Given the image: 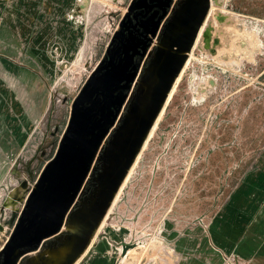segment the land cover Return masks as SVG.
Masks as SVG:
<instances>
[{
    "label": "rangeland",
    "instance_id": "1",
    "mask_svg": "<svg viewBox=\"0 0 264 264\" xmlns=\"http://www.w3.org/2000/svg\"><path fill=\"white\" fill-rule=\"evenodd\" d=\"M90 1L0 0V194L53 150L131 0ZM214 12L75 264H264V0Z\"/></svg>",
    "mask_w": 264,
    "mask_h": 264
},
{
    "label": "water",
    "instance_id": "2",
    "mask_svg": "<svg viewBox=\"0 0 264 264\" xmlns=\"http://www.w3.org/2000/svg\"><path fill=\"white\" fill-rule=\"evenodd\" d=\"M162 1H130L103 58L71 103L54 154L36 179L29 167L32 185L19 173L20 183L4 196L0 264H75L85 254L196 46L212 4L229 6L231 0H178L173 8V0ZM153 7L159 9L151 20L136 28L133 18ZM202 37L209 46L211 27ZM60 250L65 253L56 260L52 252Z\"/></svg>",
    "mask_w": 264,
    "mask_h": 264
},
{
    "label": "crops",
    "instance_id": "3",
    "mask_svg": "<svg viewBox=\"0 0 264 264\" xmlns=\"http://www.w3.org/2000/svg\"><path fill=\"white\" fill-rule=\"evenodd\" d=\"M67 120H68V117L66 118V122H65V125H64V128L62 129V130H64L65 129V126H66V123H67ZM61 125L59 124L58 126H57V128L56 129H58V130H60L61 129V127H60ZM54 131V130H53ZM35 133V128L33 127V129H32V131H31V133H29V137H33L35 140H38V141H35V144L37 145L36 147H42V142L44 143V140H45V137H46V134H45V132H43V133H39V132H37L36 134H34ZM47 134H50L52 137H55L56 136V138H57V136H58V134H56V135H54V132H52V131H50V132H48L47 131ZM58 140V142H59V138H57ZM58 142H57V144H54V146H53V150H52V148H51V146H50V149H49V151H47V154L45 155L44 154V160H43V162H41V163H39V165L38 166H32V170H33V173H31V174H33L32 176H34V174L36 175L35 176V178L37 177V175L41 172V170H42V168H43V166H44V164L47 162V160L54 154V152H55V150H56V147H57V145H58ZM38 149V148H37ZM52 150V151H51ZM51 151V152H50ZM42 154H43V152H42ZM8 169V168H7ZM4 170H6V169H3V168H1L0 167V182H1V180H2V178L4 177V175H5V173L6 172H4ZM26 174V173H25ZM9 211V210H8ZM37 252H34V253H32V255L33 254H36Z\"/></svg>",
    "mask_w": 264,
    "mask_h": 264
},
{
    "label": "bare ground",
    "instance_id": "4",
    "mask_svg": "<svg viewBox=\"0 0 264 264\" xmlns=\"http://www.w3.org/2000/svg\"><path fill=\"white\" fill-rule=\"evenodd\" d=\"M215 7H216V5H215V4H212L210 14H209V16L206 18L205 23H204V25H203L202 28H201V31H200L199 37H198V39H197L196 45L201 41V38H203V37H202V34H203V32H204V31L207 29V27H208L209 20H211L210 17L215 13V12H214V11H215ZM193 53H194L193 50L189 53V57H188V59H187V61H186V63H185V66H184V68H183L181 74L179 75V77H178L177 80L175 81L174 86H173V88H172V90H171V92H170V94H169V97H168V99H167V101H166V103H165V105H164V107H163V110L161 111L160 115L158 116V118H157V120H156L154 126L152 127V129L156 128L157 125H158V123H159L160 120L162 119V117H163V112H164V110H165V107H166L167 104L169 103L172 94L174 93L175 89L177 88V86H178V84H179V82H180V80H181V78H182V76H183V73L185 72V70H186V68H187V66H188V64H189L190 58L193 56ZM156 240H157V239H156ZM159 242H160V241H159ZM157 250H158V249H157ZM153 252H154V251H153ZM52 254H53V256H54V258H55L56 260H59L60 257L62 256V253L55 252V251H53Z\"/></svg>",
    "mask_w": 264,
    "mask_h": 264
},
{
    "label": "flooded vegetation",
    "instance_id": "5",
    "mask_svg": "<svg viewBox=\"0 0 264 264\" xmlns=\"http://www.w3.org/2000/svg\"><path fill=\"white\" fill-rule=\"evenodd\" d=\"M164 1V0H163ZM162 1V2H163ZM178 2V0H173L172 2V7L173 8L176 3ZM151 4V3H149ZM159 8L158 7H153L152 9H149V8H143L141 11L142 13H140L138 15L137 18H133V24L135 25L136 28H140L138 24H140L142 21H145V20H151L152 16L155 14V12L158 10ZM142 30V29H141ZM158 39V36L155 37ZM157 41V40H156ZM155 43V41H154ZM154 43H152L151 47L149 48L152 49V47L154 46ZM147 57V55L145 56V58Z\"/></svg>",
    "mask_w": 264,
    "mask_h": 264
},
{
    "label": "built area",
    "instance_id": "6",
    "mask_svg": "<svg viewBox=\"0 0 264 264\" xmlns=\"http://www.w3.org/2000/svg\"><path fill=\"white\" fill-rule=\"evenodd\" d=\"M76 2H78V3H82V2H85V0H76ZM88 3H91V1L89 0V2ZM210 11H211V9H210ZM209 14H210V12H209ZM209 14H208V16H209ZM75 15L76 14H69L68 16H69V18L70 19H74L75 18ZM120 22V21H119ZM117 29V28H116ZM115 29V30H116ZM115 32V31H114ZM114 34V33H113ZM200 34V33H199ZM156 40H157V38H155V42H156ZM196 47V46H195ZM194 47V48H195ZM194 50V49H193ZM62 135V134H61ZM61 135H60V137H59V140H60V138H61ZM40 174V173H39ZM38 174V175H39ZM38 175H37V177H38ZM29 176V175H28ZM36 177V178H37ZM22 178H28L27 176H25V175H23L22 176ZM35 178V179H36ZM8 180V182H7V185H6V189L3 191V193L2 194H0V200L3 198L4 199V196L11 190V189H13L15 186H17L19 183H20V178H12V177H10L9 179H7ZM29 182H30V184L32 185L34 182L33 181H30L29 180Z\"/></svg>",
    "mask_w": 264,
    "mask_h": 264
}]
</instances>
